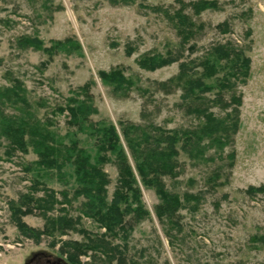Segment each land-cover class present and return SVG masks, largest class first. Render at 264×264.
Returning <instances> with one entry per match:
<instances>
[{
	"label": "rangeland",
	"instance_id": "obj_1",
	"mask_svg": "<svg viewBox=\"0 0 264 264\" xmlns=\"http://www.w3.org/2000/svg\"><path fill=\"white\" fill-rule=\"evenodd\" d=\"M218 1L220 10H208L195 18L204 29L192 41L194 51L182 50L181 61L199 58L219 42L235 41L246 48L251 74L234 90L243 97L239 131L223 149L213 147L206 152L205 159L192 157L191 146L178 144L179 175L166 177L167 186L180 194L198 195L201 200L195 208L193 202L180 210L182 229L170 228L173 243L155 215L159 196L140 184L150 215L136 223L129 237V264H264V240L260 238L264 236V193L246 192L249 186L264 184V0ZM150 7L175 9L179 4L176 0H138L135 4L119 0H0V88L18 78L30 113L51 123L58 142L66 146L77 143L93 160L97 133L92 125L113 123L121 136L122 122L178 130V134L193 128L199 120L182 105L181 90L169 93L159 86L178 73L179 62L154 71L137 63L146 53L165 54L179 48L171 23ZM224 21L230 27L226 33L218 27ZM35 38L42 45L35 43ZM23 40L32 43L23 46ZM114 67H122L134 85L115 92L114 84L102 81L100 72ZM87 83L96 113L78 127L70 123L69 112L59 107L66 108L71 98H84L80 88ZM213 110L221 114L218 107ZM15 111L13 106L7 109ZM27 148V153L18 150L9 155L7 142L0 136V264H25L36 252L71 264L92 262L91 252L79 253L77 261H71L69 248L64 247L71 240H85L83 232L35 234L31 229L42 230L46 221L34 209L21 216L27 229L16 223L12 206L36 186L56 190L60 199L61 192L73 198L79 188L73 165L67 162L61 170L43 167L36 162L39 157L34 148ZM210 156L215 160L207 159ZM104 168L110 177V201L118 169L113 162ZM215 171L220 175L216 183L210 179ZM41 194L43 191L35 193ZM83 201L73 198L70 204L57 205L52 214L66 208L75 218L81 214ZM79 227L93 234L105 230L86 216ZM115 242L123 243L121 239Z\"/></svg>",
	"mask_w": 264,
	"mask_h": 264
},
{
	"label": "trees",
	"instance_id": "obj_2",
	"mask_svg": "<svg viewBox=\"0 0 264 264\" xmlns=\"http://www.w3.org/2000/svg\"><path fill=\"white\" fill-rule=\"evenodd\" d=\"M119 1L135 4L138 0ZM176 1L179 7L175 9H150L162 13L171 23L179 37V48L165 54L146 53L137 63L145 70L154 71L179 62L178 73L159 83V86L169 93L173 89L181 90L182 105L199 120L193 128L178 134V130L165 131L159 127L150 129L139 124L122 122L121 136L113 123L99 127L92 125L91 128L97 133V153L93 160L77 143L66 146L58 142L50 129L51 123L38 120L30 113L26 91L18 78L11 80L9 86L0 88V136L7 142V154L13 155L18 150L27 153V147L31 145L39 157L37 164L43 167L61 170L67 162L74 166L79 188L74 192L73 198L84 199L79 216H70L66 208H60V214L53 215L57 205L70 204L73 198L68 193L61 192L60 199L56 190L45 185L41 188L36 186L34 192L32 190L22 194L19 198L20 204L15 202L16 205L12 206L13 217L21 227H26L22 222V215L31 213L32 209L41 213L46 223L42 230L31 229L35 234L55 236L69 230L83 232L85 240H71L64 245L69 248L71 261L76 262L79 253L91 252L93 261L87 264L131 263L126 254L129 237L136 223L150 215L142 200L140 184L152 188L159 196L160 201L154 208L155 215L166 226V235L173 243L170 228L182 229L180 210L187 203L193 202L195 208L201 200L198 195L188 192L180 194L167 186L166 177L175 179L179 175L178 144L182 142L181 147L186 148L191 146L188 151L192 157L205 159L206 152L213 147L223 149L239 131V107L243 97L234 90L239 83L248 81L251 58L242 44L227 41L213 45L199 58L181 61L182 50L187 47L194 51L195 44L192 41L204 29V24L198 23L195 18L208 10H220L221 5L218 0ZM218 27L224 33L230 29L228 21L218 24ZM34 42L42 45L38 38ZM29 43H32L31 40H23V46ZM100 77L102 81L114 84L115 92H123L134 85L122 67L103 70ZM89 86L90 83H87L80 88L84 98H71V103L66 108L59 107L61 111L69 112L70 123L78 127L87 124L90 115L96 113ZM210 93L214 96L208 95ZM226 94H230V97L226 98ZM11 106L17 112H7ZM214 107H218L221 114H217ZM221 154V151L216 152L219 157ZM207 159L215 160V157L210 156ZM110 162L117 166L118 179L109 201L107 187L110 177L104 165ZM219 177V172L215 171L210 179L216 183ZM38 191H43V194L35 195ZM246 192L250 195L264 193V184L249 186ZM83 216L92 218L101 229H105L104 232L93 234L79 227ZM260 238L264 240V236ZM117 239H121L123 243H116Z\"/></svg>",
	"mask_w": 264,
	"mask_h": 264
},
{
	"label": "flooded vegetation",
	"instance_id": "obj_3",
	"mask_svg": "<svg viewBox=\"0 0 264 264\" xmlns=\"http://www.w3.org/2000/svg\"><path fill=\"white\" fill-rule=\"evenodd\" d=\"M42 255L43 252L33 253L32 256L28 260H26L25 264H71L69 261L59 257L53 258L51 256H47L43 258Z\"/></svg>",
	"mask_w": 264,
	"mask_h": 264
}]
</instances>
